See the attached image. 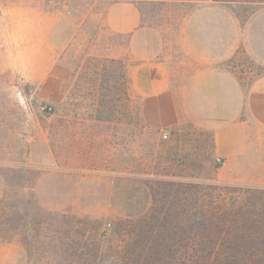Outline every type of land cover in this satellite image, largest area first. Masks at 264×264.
I'll return each instance as SVG.
<instances>
[{"label":"rangeland","instance_id":"rangeland-1","mask_svg":"<svg viewBox=\"0 0 264 264\" xmlns=\"http://www.w3.org/2000/svg\"><path fill=\"white\" fill-rule=\"evenodd\" d=\"M256 1L0 0V264H191L217 221L264 229V188L226 182L211 132L141 101L105 25L131 3L178 87L218 59L245 91L264 74Z\"/></svg>","mask_w":264,"mask_h":264},{"label":"crops","instance_id":"crops-1","mask_svg":"<svg viewBox=\"0 0 264 264\" xmlns=\"http://www.w3.org/2000/svg\"><path fill=\"white\" fill-rule=\"evenodd\" d=\"M105 25L123 41V57L130 62L128 77L141 101L162 99L163 110L173 113L175 121L187 115L185 120L211 132L210 155L220 164L218 173H230L226 182L264 188V74L244 91L231 73L217 65L220 60L209 59L200 64L202 69L189 73L186 88H180L160 58L162 38L155 29L141 25L131 3L109 5ZM251 55L264 66L256 52ZM191 56L195 64L201 62L196 54Z\"/></svg>","mask_w":264,"mask_h":264},{"label":"trees","instance_id":"trees-1","mask_svg":"<svg viewBox=\"0 0 264 264\" xmlns=\"http://www.w3.org/2000/svg\"><path fill=\"white\" fill-rule=\"evenodd\" d=\"M254 2V1H252ZM256 2H264L257 0ZM249 225L235 222V226L228 227L220 221L211 224L215 229L214 233L218 239H209V243L193 241L192 247L196 250L195 255L191 258V264H264V229H256L257 224L250 221ZM203 230H207L204 226ZM244 231L245 233H240ZM207 233V232H206ZM251 233V234H249ZM211 248L216 253L203 252L206 247ZM262 252H258V250Z\"/></svg>","mask_w":264,"mask_h":264},{"label":"built area","instance_id":"built-area-1","mask_svg":"<svg viewBox=\"0 0 264 264\" xmlns=\"http://www.w3.org/2000/svg\"><path fill=\"white\" fill-rule=\"evenodd\" d=\"M42 111H44L46 113H50L51 112V108L50 107H43Z\"/></svg>","mask_w":264,"mask_h":264}]
</instances>
